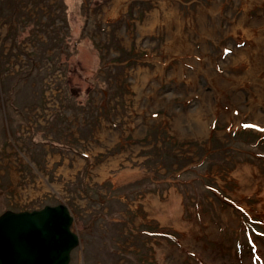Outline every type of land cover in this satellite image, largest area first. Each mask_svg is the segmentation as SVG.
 Here are the masks:
<instances>
[{"label":"rangeland","instance_id":"rangeland-1","mask_svg":"<svg viewBox=\"0 0 264 264\" xmlns=\"http://www.w3.org/2000/svg\"><path fill=\"white\" fill-rule=\"evenodd\" d=\"M59 203L69 264H264V0H0V214Z\"/></svg>","mask_w":264,"mask_h":264},{"label":"water","instance_id":"water-1","mask_svg":"<svg viewBox=\"0 0 264 264\" xmlns=\"http://www.w3.org/2000/svg\"><path fill=\"white\" fill-rule=\"evenodd\" d=\"M67 205L0 214V264H69L80 244Z\"/></svg>","mask_w":264,"mask_h":264},{"label":"crops","instance_id":"crops-1","mask_svg":"<svg viewBox=\"0 0 264 264\" xmlns=\"http://www.w3.org/2000/svg\"><path fill=\"white\" fill-rule=\"evenodd\" d=\"M171 43L173 44V43H175V42H173L172 40H171ZM179 43V42H178ZM170 45V44H169ZM222 108V110H223V108H225V109H228L231 113H232V115H235V111H234V109H231V108H228V107H221ZM231 114L229 113L228 114V116H230ZM230 119V118H229ZM200 120H206L204 117L202 118L201 117V119ZM215 123H216V121H215ZM215 123H214V127H215ZM229 124H230V122H228ZM207 128V127H206ZM255 128H253V130H251V131H254L255 132ZM196 135V134H195ZM247 166H249V165H247ZM220 187V186H219ZM219 187H217V191L219 192V191H221V189L219 188ZM211 189V188H210ZM179 217V216H178ZM165 219H167V218H165ZM169 220H170V223L171 224H174L176 227H177V229L179 228L180 229V231H184L183 233L184 234H188V233H191V232H193V229H192V227H194V224H193V222L192 221H190V219L188 220V221H181V219H180V217L179 218H177V220L175 221L174 220V222L173 221H171L172 220V218H168ZM192 220V219H191ZM169 222V221H168Z\"/></svg>","mask_w":264,"mask_h":264},{"label":"trees","instance_id":"trees-1","mask_svg":"<svg viewBox=\"0 0 264 264\" xmlns=\"http://www.w3.org/2000/svg\"><path fill=\"white\" fill-rule=\"evenodd\" d=\"M238 135H240V136H246V135H249V142L250 143H248L247 145H250L251 144V138L250 137H252V134L250 133V132H247V131H243V130H241V131H239V133H238ZM235 136V135H234ZM238 138V137H237ZM243 143H245V142H243ZM243 145V144H242ZM244 145H246V144H244ZM208 159V158H207ZM187 172V171H186ZM204 190L205 191H207V192H210L205 186H204ZM187 201H189V199L187 198Z\"/></svg>","mask_w":264,"mask_h":264}]
</instances>
